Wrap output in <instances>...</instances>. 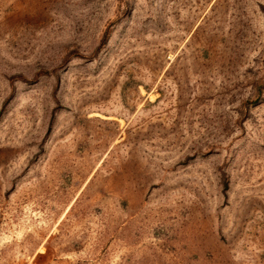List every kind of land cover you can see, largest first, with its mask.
I'll return each instance as SVG.
<instances>
[{
	"label": "rangeland",
	"instance_id": "1",
	"mask_svg": "<svg viewBox=\"0 0 264 264\" xmlns=\"http://www.w3.org/2000/svg\"><path fill=\"white\" fill-rule=\"evenodd\" d=\"M258 2L0 0V264H264Z\"/></svg>",
	"mask_w": 264,
	"mask_h": 264
},
{
	"label": "trees",
	"instance_id": "2",
	"mask_svg": "<svg viewBox=\"0 0 264 264\" xmlns=\"http://www.w3.org/2000/svg\"><path fill=\"white\" fill-rule=\"evenodd\" d=\"M256 6L258 8V11L264 17V5L261 2H258ZM104 43H106V41L102 40L101 43L98 44L97 48L94 50L93 54H89L87 56H81L76 51L71 50L70 52L64 55L62 62L64 63L68 61L69 59H71L72 57H77V58H82V59L95 58L100 52V48ZM38 76L39 74L36 73L34 76H32L31 80H24V78H22L20 75H15V76L8 78V83L11 87H12L13 81L33 84L37 81ZM11 97H12V90L10 91L8 96L3 100L1 104L2 108H4L7 105ZM261 103H264V58H263L261 67L258 68V72L254 80L251 82L249 96L246 98V100H244V102H241L238 105V108L236 111L238 115L237 124L241 126L242 123L247 119V113L249 112V110ZM218 167L219 168H217V171H218L219 178H220L221 189L222 191H225L228 185V175L226 171L223 169L224 163H222Z\"/></svg>",
	"mask_w": 264,
	"mask_h": 264
}]
</instances>
